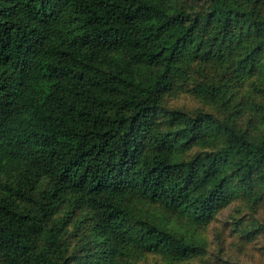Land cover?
<instances>
[{
	"label": "trees",
	"instance_id": "obj_1",
	"mask_svg": "<svg viewBox=\"0 0 264 264\" xmlns=\"http://www.w3.org/2000/svg\"><path fill=\"white\" fill-rule=\"evenodd\" d=\"M189 56L264 77V12L242 0H0V264L183 260L200 245L143 218L137 199L206 224L236 195L264 198V114L243 126L212 81L201 89L227 117L162 106ZM195 144L212 147L181 155ZM84 208L88 250L69 253L65 227Z\"/></svg>",
	"mask_w": 264,
	"mask_h": 264
},
{
	"label": "rangeland",
	"instance_id": "obj_2",
	"mask_svg": "<svg viewBox=\"0 0 264 264\" xmlns=\"http://www.w3.org/2000/svg\"><path fill=\"white\" fill-rule=\"evenodd\" d=\"M242 1L249 6L257 5L264 12V0ZM230 64V60L226 59L185 58L184 74L175 76L171 89L163 96L162 106L181 109L190 115L205 111L225 118L230 110L224 101L212 99L201 89L202 82L212 81L223 84L227 89L226 97L232 100L231 105L236 104L235 108L241 106L243 114L238 118L240 124L245 126L251 118H262L263 75L259 71L240 73ZM260 125L257 123L255 129L258 130ZM214 144H220V137L215 139ZM211 147V144H195L181 155L191 157ZM132 205L143 218L162 222L177 234L197 242L201 253L176 261L161 252H143L130 258L127 264H264V198L257 200L243 194L236 195L219 208L206 224H197L188 215L172 212L152 201L137 199ZM89 224L90 211L84 208L65 227L64 239L69 253L80 254L88 250L85 239Z\"/></svg>",
	"mask_w": 264,
	"mask_h": 264
}]
</instances>
